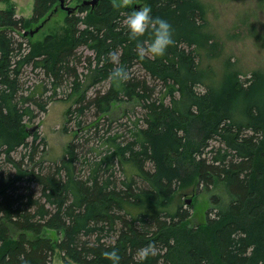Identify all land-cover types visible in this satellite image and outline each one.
<instances>
[{
  "label": "trees",
  "instance_id": "trees-1",
  "mask_svg": "<svg viewBox=\"0 0 264 264\" xmlns=\"http://www.w3.org/2000/svg\"><path fill=\"white\" fill-rule=\"evenodd\" d=\"M130 1L82 8L66 17L63 39L39 41L28 32L58 0H35L31 18L0 11V264H53L56 251L64 264H112L105 253L114 248L119 264H264V68L244 83L230 60L217 64L222 46L200 0ZM138 1L172 25L162 57L140 55L130 38L122 12ZM81 49L94 58L83 61ZM136 63L144 77L132 71ZM121 66L128 79L117 84L111 73ZM31 73L45 79L29 86ZM65 84L75 100L65 131L74 113L79 130L65 157L47 164L40 125L32 132L28 122ZM124 101H137L142 117L106 130L102 122L124 113ZM89 115L95 120L85 124ZM199 186L204 199L192 212L175 207L178 191ZM150 243L154 254L141 260Z\"/></svg>",
  "mask_w": 264,
  "mask_h": 264
},
{
  "label": "rangeland",
  "instance_id": "rangeland-1",
  "mask_svg": "<svg viewBox=\"0 0 264 264\" xmlns=\"http://www.w3.org/2000/svg\"><path fill=\"white\" fill-rule=\"evenodd\" d=\"M35 0H9L6 2H0V11H5L11 7L16 8L17 15L19 17L31 18L33 15ZM85 1L92 0H64L63 6L68 7L71 13L80 14L82 8H89V12L96 10L98 6L89 4L87 6ZM102 1V0H101ZM100 1V3H101ZM113 3H121L124 6L131 5L130 0H110ZM207 9V21L208 28L214 34L215 38L222 46V53L219 56L217 64H223L227 60L239 69L242 73V80L246 83L253 75L255 70L264 68V0H200ZM99 3V4H100ZM145 5L144 1H138L133 5V9L139 8ZM59 8L58 12L49 20L45 26L32 37L33 41L44 40L47 36H55L58 39H63L66 35L67 24L66 17L69 15L66 9L62 8V3L58 0L56 8ZM132 9V10H133ZM123 15L128 13L122 12ZM126 17V16H125ZM125 24V20H124ZM37 28V27H36ZM35 28V29H36ZM187 48V47H185ZM83 52V61L87 56L94 55L87 49H81L79 54ZM152 56L150 54H146ZM217 65V68L219 66ZM88 65L82 63L79 66V73H81L82 81L85 82L84 86L92 83V73L87 70ZM96 67V66H95ZM94 67V68H95ZM132 71L137 75L144 77L145 71L141 69V66L136 63ZM45 77L41 73H31L28 79L29 86L35 82L44 80ZM153 82V81H152ZM151 82V83H152ZM157 86V90L161 88L158 82H153ZM108 83L104 82L100 85L90 86L89 96L95 93L96 90H106ZM204 87H200L199 90H203ZM71 86L64 85L59 90L57 100L53 101L46 114H43L40 118L35 121L28 122V127L33 128L40 125L39 135L40 139H43L45 143L41 147L39 153V160L47 163H58L66 155L67 146L69 143L76 139V130L78 117L74 113L72 120L69 123V133H66L65 126L67 125L68 109L75 107V100L70 97ZM124 113H120V109H117L118 117L115 119L110 118L105 123L104 127L106 130H112L113 132H122L125 129L124 125H129L135 122L137 119L142 117L143 110L137 105V101H124L122 105ZM126 113L129 115L126 117ZM85 124H90L95 118L86 116L83 118ZM140 124L142 122L140 121ZM87 126V125H85ZM100 127V126H99ZM88 131H79V136H83L80 139L81 142L87 138ZM87 133V134H86ZM93 131L90 132L91 135ZM218 141L212 142L213 146H219ZM15 156H20V153ZM147 168L152 169V165L147 163ZM197 193V196H196ZM175 207L183 206L185 209H190V205L186 201L191 200L195 205H198L200 201H203V187L190 188L188 190L178 191L176 194ZM198 208L210 210L211 206L199 205ZM196 207V208H197ZM205 209V210H206ZM53 264H64L62 254L60 251H56L54 256Z\"/></svg>",
  "mask_w": 264,
  "mask_h": 264
},
{
  "label": "clouds",
  "instance_id": "clouds-1",
  "mask_svg": "<svg viewBox=\"0 0 264 264\" xmlns=\"http://www.w3.org/2000/svg\"><path fill=\"white\" fill-rule=\"evenodd\" d=\"M125 24L130 38L136 40L137 48L142 56L150 54L154 57H162L174 43L172 25L168 20L153 15L152 7L148 4L131 10L126 15ZM146 34L150 38L141 41L139 38ZM111 78L119 84L128 79V72L123 66L117 67L112 71ZM152 254H154V245L151 243L142 247L138 252L141 260L147 259ZM105 255L112 264H119L121 257L117 249L114 248L110 252H106Z\"/></svg>",
  "mask_w": 264,
  "mask_h": 264
},
{
  "label": "water",
  "instance_id": "water-1",
  "mask_svg": "<svg viewBox=\"0 0 264 264\" xmlns=\"http://www.w3.org/2000/svg\"><path fill=\"white\" fill-rule=\"evenodd\" d=\"M98 1H99V0L85 1V4H87V5L91 4V5H93V7H94L96 4H98ZM60 2L62 3V8H63V9H66V10L68 11V14L70 15V14H71L70 9H69L68 7H64V6H63V2H64V0H60ZM58 10H59L58 7L55 8L54 12H52V13L50 14V16H49V17H48V18H47L42 24H40V26H38L35 30H32V31H30V32H28V33H30L31 36H34L36 33H38V32H39V31L45 26V24H46L49 20L52 19V16H53L55 13H57ZM36 129H37V126L33 127V128H32V132L35 131ZM186 202H187V204L190 205L191 200H188V201H186Z\"/></svg>",
  "mask_w": 264,
  "mask_h": 264
},
{
  "label": "flooded vegetation",
  "instance_id": "flooded-vegetation-1",
  "mask_svg": "<svg viewBox=\"0 0 264 264\" xmlns=\"http://www.w3.org/2000/svg\"><path fill=\"white\" fill-rule=\"evenodd\" d=\"M100 1H101V0H99V1H98V4H97L96 6H98V5H99ZM86 5H87V4H86ZM87 6H89V5H87Z\"/></svg>",
  "mask_w": 264,
  "mask_h": 264
},
{
  "label": "bare ground",
  "instance_id": "bare-ground-1",
  "mask_svg": "<svg viewBox=\"0 0 264 264\" xmlns=\"http://www.w3.org/2000/svg\"><path fill=\"white\" fill-rule=\"evenodd\" d=\"M233 93H234V91H233ZM230 101V100H229ZM16 151V150H15Z\"/></svg>",
  "mask_w": 264,
  "mask_h": 264
}]
</instances>
